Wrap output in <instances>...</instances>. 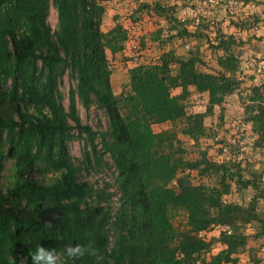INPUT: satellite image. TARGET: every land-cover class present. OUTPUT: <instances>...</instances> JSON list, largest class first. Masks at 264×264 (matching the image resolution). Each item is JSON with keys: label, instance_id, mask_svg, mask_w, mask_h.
I'll return each mask as SVG.
<instances>
[{"label": "trees", "instance_id": "trees-1", "mask_svg": "<svg viewBox=\"0 0 264 264\" xmlns=\"http://www.w3.org/2000/svg\"><path fill=\"white\" fill-rule=\"evenodd\" d=\"M103 1L0 0V264H31L30 252L39 244L60 252L77 243H91L98 255L68 264H237L246 246L244 230L254 224L259 227L255 237L264 236V216L253 210L255 198L242 208L221 197L229 192L227 181L243 189L254 182L233 173L234 166L213 170L202 156L187 160L178 156L182 149L165 152L161 146L168 142L172 148L173 133L151 129L152 124L185 119L182 134L194 140L203 136V115L186 116L182 102L193 87L208 94L211 106L219 105L238 84L231 76L232 60L218 59L224 73L214 75L198 68L200 58L166 51L156 63L129 69L130 91L116 96L106 50L122 51L128 35L118 24L101 30ZM50 2L57 13L55 31L47 23ZM138 7L166 23L165 41L159 39L161 28L151 34L160 48L175 38H199L173 8L161 3ZM224 44L216 46L223 49ZM65 71L76 81L67 110L58 94ZM176 88L180 94L172 95ZM77 100L86 111L92 105L103 110L108 131L99 134L82 124ZM257 111L248 120L259 127L254 132L260 129L264 135L262 105ZM98 136L116 171L121 208L115 221L109 210L91 204L93 191L79 181L80 168L67 151L69 142L83 138L89 148L85 165L99 167ZM7 161L8 177L3 174ZM211 170L220 177L217 186L192 185L184 174L199 171L203 176ZM173 180L176 189L170 186ZM173 209L185 212L181 231L171 223ZM108 225L114 229L112 247ZM213 227L226 228L217 239L224 249L204 263L201 258L212 244L199 233Z\"/></svg>", "mask_w": 264, "mask_h": 264}, {"label": "rangeland", "instance_id": "rangeland-1", "mask_svg": "<svg viewBox=\"0 0 264 264\" xmlns=\"http://www.w3.org/2000/svg\"><path fill=\"white\" fill-rule=\"evenodd\" d=\"M127 1L104 0L102 2L104 13L100 27L103 32H108L118 24L127 32L124 49L127 50V55H129L127 58L132 60L134 66L138 63L157 62L156 57L159 54L173 51L177 55L191 54L200 58L203 64L198 68L216 75V73H224L218 64V59L229 56L232 60L231 76L238 84L233 93L223 97L219 105L211 106L208 94L198 93L193 87L188 88L189 94L182 102L186 116L203 115V136L194 140L182 134L181 131L186 125L185 119L173 124H152L151 129L155 134L173 133L172 148L169 147L168 142L161 146L165 152L182 149L184 153H178V156L187 160L198 159L202 156L208 164L213 165V170L221 164L234 166L233 173H239L243 179L254 182V185L243 189L238 188L234 180L227 181L230 189L221 197V201L247 208L255 198L256 202L252 205L253 210L256 209V212L263 217L264 135L261 134L260 129L259 133L254 132V129L259 127L255 128L248 119L258 113L257 106L262 105L264 108V0H129V3ZM138 3H147L151 6L161 3L173 8L176 18L184 21L188 31L199 33V38H190L187 41L175 38L163 49L160 48L151 37V33L160 28L152 26L154 30L151 32L147 26L135 27L130 24V22H140L141 18L153 17L150 12L139 9ZM132 15H135V19L129 20ZM47 23L53 31L57 29V13L52 2H50ZM161 25L163 32L159 39L163 42L167 37V25L165 22ZM144 37L147 40L143 42ZM220 41L225 43L223 49L216 46ZM134 52L137 53L139 59L137 62L131 57ZM117 58L118 61L126 59L119 58V56ZM108 64L111 70L110 83L113 93L116 96L128 94L130 91L128 68H124V64L118 66L117 63H113L110 55H108ZM75 85L76 81L69 76L68 71H65L58 84L59 102L65 110L68 107L69 89L74 88ZM180 92L177 93L175 89L171 90L172 95H178ZM76 105L82 124L88 125L99 134L108 131L109 122L103 110L92 105L86 111L78 100ZM96 143L98 149L102 151L103 158L99 167L85 165V153L89 148L83 138H76L69 142L67 151L73 164L80 168L79 181L87 184L93 191L91 204L109 210L110 221H115L120 216L118 213L121 208L120 191L115 182L116 171L108 154L101 149L100 136L96 139ZM208 164L203 163L202 168L207 167ZM10 167L11 162L7 161L4 176L10 175ZM213 170L210 174L203 176H200L199 171H185L184 174L188 175L187 178L192 185L217 186L220 177ZM49 176L54 178L58 175ZM6 182L7 180L3 179V183ZM170 186L176 189V181L173 180ZM97 195L100 196L99 201ZM171 223L174 229L181 231L186 225L185 212L179 209L171 210ZM107 228L110 230L109 246L112 247L114 229L111 225ZM223 230L226 228L213 227L204 231L205 234L202 237L200 236L205 242L210 241L212 244L209 254H203L202 262H208L211 255L224 249V246L217 241ZM257 232H259V227L254 224L248 225L244 230L247 237L246 246L237 255V264L264 262V236L255 237ZM195 264H201V262Z\"/></svg>", "mask_w": 264, "mask_h": 264}, {"label": "clouds", "instance_id": "clouds-1", "mask_svg": "<svg viewBox=\"0 0 264 264\" xmlns=\"http://www.w3.org/2000/svg\"><path fill=\"white\" fill-rule=\"evenodd\" d=\"M98 255V250L91 243L75 244L66 246L62 251L45 248L37 245L30 252L31 264H68V261H76L86 256L94 257Z\"/></svg>", "mask_w": 264, "mask_h": 264}, {"label": "crops", "instance_id": "crops-1", "mask_svg": "<svg viewBox=\"0 0 264 264\" xmlns=\"http://www.w3.org/2000/svg\"><path fill=\"white\" fill-rule=\"evenodd\" d=\"M128 3L130 2L129 0L127 1ZM139 2V1H138ZM132 4V3H131ZM135 19V15L133 16L132 15V17L131 18H129V20H134ZM141 20H144V21H141ZM163 22H164V20L163 19H161V18H158V17H156V16H153L152 18H146V19H140V22H134V23H132V22H130V24L132 25V26H135V27H143V26H147V28L149 29V30H151V32H152V30H154V29H152V26L154 27H158V28H162L163 26L161 25V24H163ZM152 34V33H151ZM147 40V38L146 37H144L143 38V42L144 41H146ZM156 45H157V43H156ZM156 45H153V46H156ZM125 48V47H124ZM163 49V48H162ZM163 53V52H162ZM128 53H127V50L126 49H123L122 51H120V52H118V53H116V54H112V53H110V51L109 50H106V55H107V59H108V55H110V57L112 58V60H113V63H117V65L118 66H120L121 64H124V68L125 67H127L128 68V70L129 69H131L132 67H134V65L132 64V60L131 59H128L127 57L129 56V55H127ZM159 55H161V54H159ZM159 55H158V57H156V59H158L159 58ZM119 56V58L120 57H123V58H126V59H123V61H118V57ZM153 63H156L155 61L153 62ZM127 72V71H126ZM115 76V75H114ZM112 82V81H111ZM128 82V81H127ZM176 90V92L177 93H179L180 92V89L179 88H176L175 89ZM207 254H209V253H207ZM211 254H212V252H211ZM264 264V262H259L258 264Z\"/></svg>", "mask_w": 264, "mask_h": 264}, {"label": "built area", "instance_id": "built-area-1", "mask_svg": "<svg viewBox=\"0 0 264 264\" xmlns=\"http://www.w3.org/2000/svg\"><path fill=\"white\" fill-rule=\"evenodd\" d=\"M136 52H134V53H132V58H133V60L135 61V62H137V61H139V59L137 58V53L135 54ZM139 64V63H138ZM137 64V65H138ZM263 180H264V175H263ZM205 233L204 232H201V233H199V236H203Z\"/></svg>", "mask_w": 264, "mask_h": 264}]
</instances>
